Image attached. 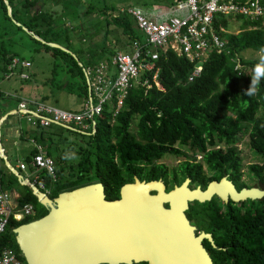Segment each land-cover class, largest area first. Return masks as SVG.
<instances>
[{
	"label": "trees",
	"instance_id": "16d2710c",
	"mask_svg": "<svg viewBox=\"0 0 264 264\" xmlns=\"http://www.w3.org/2000/svg\"><path fill=\"white\" fill-rule=\"evenodd\" d=\"M171 5V0L144 1L145 8ZM92 20H99L94 33L87 29ZM237 20L242 22L240 33L222 34L227 42L226 50L221 54L213 52L201 77L194 82L188 83L193 65L168 51L156 64L159 68L158 85L152 82L153 72L144 75L139 85L130 90L116 117L113 116L114 104L105 106L104 113L96 118L95 133L90 131V135H85L57 125L49 128L34 126L18 113L8 116L2 124V144L10 135L8 129L16 128L18 136L11 137L10 143L16 149L20 146L18 163H26L29 172H32V158L37 153L32 141L43 146L55 161L57 182L51 183L44 177L45 186L52 189L53 197L84 187L91 181L107 185L110 200L118 198L120 188L135 179L170 181L172 186H179L192 177L194 185L206 188L219 178H227L229 169L236 172L243 169L244 157L236 147L245 136H248L247 146L255 158V164L250 163L249 175L264 183V81L254 95H242L250 84L255 65L259 63V60L245 59L242 54L247 50L260 52L264 48V20L251 22L242 17ZM218 21L217 26H229L232 20ZM97 28L101 29V35L95 36L99 32ZM32 33L70 53L37 41ZM116 33L120 38L110 39ZM136 42L141 44L144 39L137 31L134 19L106 0H0V85L11 80L20 83L18 90L14 91L0 87V121L19 108L22 101L62 109L54 103H58L61 95L67 94L79 96L85 105L90 96L86 71L94 70L101 63L111 66L117 54H131ZM236 60L243 69L236 70ZM14 61L18 64L15 65ZM23 63H30V67H24ZM37 71L44 76L37 78ZM23 74L28 78H22ZM146 77L151 80L150 86L143 84ZM31 91L33 99L21 96ZM14 117L17 120L9 124ZM66 132L87 139L86 145L69 140ZM8 150L5 149L7 157ZM184 150L191 152L192 160L187 159ZM71 153H75L78 159L63 158ZM198 155L202 156V161H197ZM169 156L186 158L181 174L171 173L165 165L157 163ZM205 169L214 174L212 178H206ZM174 176V180H170ZM0 190H17L20 195L18 206L30 205L35 211V215L22 221L11 218L6 232L0 236V255L4 250H12L21 264H27L14 230L43 218L48 210L39 203L31 188L20 185L1 157ZM257 204L261 226L244 228L248 237L244 240L252 243L254 250L236 254L233 257L236 264H264V202ZM196 205L192 225L201 226L199 223H205L203 212L210 204ZM210 229L207 225L202 226L204 231L210 232Z\"/></svg>",
	"mask_w": 264,
	"mask_h": 264
},
{
	"label": "water",
	"instance_id": "95a60500",
	"mask_svg": "<svg viewBox=\"0 0 264 264\" xmlns=\"http://www.w3.org/2000/svg\"><path fill=\"white\" fill-rule=\"evenodd\" d=\"M8 11L11 16L9 5ZM24 30L29 32L26 28ZM34 38L49 47L70 53L58 44L47 43L36 35ZM11 114L0 122V157L20 184L30 187L39 203L50 209L43 218L14 230L27 264H213L202 244L204 239L211 240V237L204 232L196 234V227L186 216L189 205L207 203L215 195L223 201H228L229 195L235 202L261 200L264 195L257 188H244L238 192L227 178L219 183L212 182L205 191L200 187L191 190L189 180L167 191L162 180L141 182L135 179L133 184L122 187L119 201L108 202L102 184L64 192L53 201L30 181L24 180L5 154L1 127ZM220 186L225 191H219ZM96 196H99L100 202L96 201ZM74 199L76 205L85 204V210L76 208L82 213L80 216L66 207V202ZM97 211L107 213L109 220L96 219L91 224L93 212ZM99 240L106 244H96ZM62 248L67 250L62 252ZM71 252L75 258L68 255ZM74 252L78 255H74Z\"/></svg>",
	"mask_w": 264,
	"mask_h": 264
},
{
	"label": "built area",
	"instance_id": "2783aa9c",
	"mask_svg": "<svg viewBox=\"0 0 264 264\" xmlns=\"http://www.w3.org/2000/svg\"><path fill=\"white\" fill-rule=\"evenodd\" d=\"M171 4L169 7L151 6L147 11L136 7L122 10L134 19L144 42H136L131 54H117L111 66L101 63L94 70L86 71L90 96L80 112L22 101L19 113L34 126L49 128L59 125L90 135V131L96 132V118L104 113L105 106L113 103V116L116 117L130 90L139 85L144 75L153 72L152 82L158 85L159 68L156 64L168 51L193 65L188 78V83H192L201 77L204 65L213 52L221 54L226 50L227 42L222 34H232L228 29L231 23L229 26H217L218 19L242 17L251 22L264 20V0H171ZM236 62V70L243 69L240 61ZM14 63L16 65L18 61ZM22 65L30 67V63ZM23 78L27 79L24 75ZM143 84L150 86L151 80L146 77ZM32 144L38 151L32 158L33 168L37 172L46 171L55 180L54 161L41 146L34 141ZM201 159V156L197 157V160ZM19 167L22 171L27 170L26 164L21 163ZM34 183L44 188L39 175L35 177ZM16 198L12 193L0 190V236L6 232L12 217L21 221L33 215V207L27 205L19 208ZM0 264L21 263L12 250H4L0 255Z\"/></svg>",
	"mask_w": 264,
	"mask_h": 264
},
{
	"label": "flooded vegetation",
	"instance_id": "af4514ba",
	"mask_svg": "<svg viewBox=\"0 0 264 264\" xmlns=\"http://www.w3.org/2000/svg\"><path fill=\"white\" fill-rule=\"evenodd\" d=\"M184 162H185V160L179 161L172 168L171 173L177 172V173L181 174L182 169L184 168V166H183ZM253 164H255V162H253ZM162 165H164V164H162ZM260 165L262 166V163H260ZM243 166H244L243 169H241L239 172H236L232 168L229 169V171L227 173V180L234 185L235 189L238 192H240L243 188H247V189L258 188L260 190H264V183H261L260 180L257 179L255 176L249 175L248 171H249L250 163H248V164L243 163ZM204 174H205L206 178H212L214 175L208 169L204 170ZM186 175L190 176L189 174H186ZM174 178H175V176L170 178V180H174ZM186 178H188V177H186ZM187 180H189L188 187L191 190H194L195 189L194 188L195 185H194V181H193L194 179L192 177L191 178L189 177L185 181H187ZM221 180H222V178H219L218 180H215L213 182L219 183V182H221ZM185 181L183 183H185ZM141 182H143V181H141ZM133 183H128V184H133ZM163 183L165 184L167 191H171L177 186V185H173V187L171 188V185L173 183L170 181H169V183H166L165 181H163ZM98 184L103 185L105 199L108 202L119 201L122 198L121 197L122 187L119 190V197L116 199L110 200V194H109L110 188L107 185H104L103 183H101L99 181H91L86 186H96ZM182 184H180L179 186H181ZM125 185H127V184H125ZM226 185L228 186L229 189L231 188V187H229L230 186L229 184H226ZM208 186L206 188H203V187H200V188L203 191H205L208 188ZM222 186H220V188L218 187L219 191H225L224 188L222 189ZM153 194H156V193H153ZM57 197L58 196H56V197L51 196L50 198H51V200L54 201ZM97 200L100 202L101 199L99 198V196H96V201ZM258 202H264V199H262V200H259V199L250 200V199H248L246 201L235 202L232 200L231 196H229V195H228V201H223L218 195H215L211 201L204 203V204H200V205H206L209 203L210 205H208L207 211L203 212V215H205V216L201 215L202 218H204L205 223H203L201 226L195 225L196 234L199 235L202 232H204L205 234L210 235L211 240L204 239L202 244H203L205 250L207 251V253L209 254L213 264H236L237 261L233 260L234 256L241 254V252L243 255V253H244L243 251H246V250H250L251 252L254 250V245L252 243H250L249 241L244 240V239L248 238L246 236L247 233L244 230V228L245 227L252 228V227L261 226V219L257 216L258 210H259V209L257 210V205H258L257 203ZM196 204H199V203L195 202V203L190 204L189 210L186 212V216L190 220L191 224H193L192 223L193 219L191 220V218L193 217V214H195L197 212V211H195L198 208V206ZM98 206H99V204H98ZM166 207H168V206H166ZM211 207L213 209H210ZM47 210L49 213L50 209H47ZM189 213H190V216H189ZM198 216H200V214H198ZM206 225H207V228H211L210 232L202 230V226H206ZM102 229L103 228H101V230ZM220 230H223L224 233L221 232ZM103 243H104V241H102V240H99L98 242H96V244H99V245L103 244ZM105 244L106 243H104V245ZM109 244L112 248L111 243H109ZM104 248L105 247H103L102 249H104ZM102 249H100V250H102ZM105 251L106 250H104V251L102 250V252H105ZM105 256H107V253L105 254ZM105 264H107V263H105ZM121 264H125V263H121ZM133 264H136V263L134 262ZM140 264H148V263H140Z\"/></svg>",
	"mask_w": 264,
	"mask_h": 264
},
{
	"label": "rangeland",
	"instance_id": "374dc122",
	"mask_svg": "<svg viewBox=\"0 0 264 264\" xmlns=\"http://www.w3.org/2000/svg\"><path fill=\"white\" fill-rule=\"evenodd\" d=\"M94 1L99 2L100 0H94ZM106 1H107L108 4H115L117 7H119V9L121 11L122 10H125V9H128L130 5L131 6H135L136 8H141L144 11H147V9L149 8V7L148 8H145V6H144V1L145 0H106ZM137 3H138V5H136ZM94 17H95V15L92 16V19ZM98 21L99 20H96V21L95 20H92V23L90 22L87 25V29L91 33H94V28L97 27L96 25H97V22ZM241 24H242L241 21H238L237 19H233L231 21V24H230V26H229L228 29H229V31L232 34H238L239 33V29L241 28ZM68 26H69V24H68ZM97 29L99 30V28H97ZM100 31H101V29L99 30V32L95 33V36L101 35V32ZM71 35H72V37H75L76 36L74 32H72ZM110 37H111L110 39H112V40H116V39H119L120 38L119 34H117V33H116V36L112 35ZM121 52H123V51H121ZM242 55L247 60H260L261 52H254V51H251V50H247V51L243 52ZM37 64H38V61L35 59V67H37L36 66ZM37 72H39V73H37V78H42L44 76V74L43 73H40V71H37ZM23 75L28 78V75H26V74H23ZM23 75H22V78H23ZM19 84L20 83H18V81L11 80V81H5V82L1 83L0 87L2 89H7L8 91H14L15 89L18 90ZM25 87H26V90L28 91L29 90L28 87L27 86H25ZM32 94H34L33 91H31L28 95H26L24 93L21 96L24 97V98H27V99H30V98L33 99V95ZM60 97L61 98L58 99V103L57 104L54 103V105L57 106V107H59V108L66 109V110L73 111V112H77V111H81L83 109V107H84V104H83L84 102H83L82 98H80L77 95H67V94H64V95H61ZM17 110H18V108H16L14 111H12L10 113H13L12 115H17L19 113V110L18 111ZM2 119H1V121H2ZM15 120H17V117L12 118L9 121V124L12 123L13 121L15 122ZM9 132H10V135L8 134V137L7 138L10 141H12V138L11 137H14L15 138L16 135L12 136L11 131H9ZM65 134H66V138H68L71 141H76V143H81L82 145H86V143H87V139L83 140L80 136H77V135H75L73 133L66 132ZM247 137L248 136H245L244 139H243V141H241L237 145V147H236L239 151H241V153H242V155L244 157V164L252 163L255 160L253 153L251 152V150L247 146V142H248ZM8 139L4 138V144L3 145H4V148L5 149H9L8 150L9 151V154H8L9 157H8V159H9L10 163L14 167H16L18 165V159H17V157L20 159L19 154H20L21 148L16 149V148L12 147L11 143L8 142ZM24 150H27V149H24ZM184 154L186 155L187 159H189V160H192L193 159L191 152H188V151H185L184 150ZM184 160H186V158L183 157V156H181V157L169 156L167 158H163L161 161H158L157 163L158 164H164L167 167V169L171 172L172 171V168L179 161H184ZM22 174L25 177L28 176L29 178L31 176L29 173H25V172H23ZM33 180L34 179L31 178V181H33ZM172 187L173 186L171 185V188ZM194 188L196 189L197 188V185H195ZM16 192L18 193L17 190H16ZM45 192L49 196H52V189H47V190H45ZM202 224H203L202 222L199 223V225H202Z\"/></svg>",
	"mask_w": 264,
	"mask_h": 264
},
{
	"label": "clouds",
	"instance_id": "9594fccd",
	"mask_svg": "<svg viewBox=\"0 0 264 264\" xmlns=\"http://www.w3.org/2000/svg\"><path fill=\"white\" fill-rule=\"evenodd\" d=\"M260 52H261V55H260V60H259V63H257L256 65H255V67H254V69H253V73H252V76H251V78H250V84H249V86H248V88L246 89V90H243L242 91V95H245V96H251V95H254L255 93H256V91H257V89H258V86L261 84V82L262 81H264V48H262L261 50H260ZM18 111V110H17ZM21 114V113H20ZM12 115V114H11ZM23 115V114H22ZM10 116V115H9ZM4 123V122H3ZM58 126V125H57ZM61 127V126H60ZM2 128V127H1ZM14 129V128H13ZM68 130V129H67ZM71 131V130H70ZM74 132V131H73ZM14 133H16L15 135V137H17V135H18V131H15ZM1 135H2V133H1ZM14 138V137H13ZM3 147H4V145H3ZM42 148H43V146H41ZM5 149V148H4ZM44 150V149H43ZM44 152H46L45 150H44ZM47 153V152H46ZM38 154V151H37V153H36V155ZM35 155V156H36ZM34 156V157H35ZM47 156H48V154H47ZM198 156H201V155H198ZM49 158H51L50 156H48ZM202 157V156H201ZM64 159H69V160H72V159H78V157L75 155V153H71V154H65V156L63 157ZM53 161H54V159L53 158H51ZM9 160V159H8ZM197 161H202V159L201 160H197ZM33 162V161H32ZM32 162H31V166H32ZM21 163H23V164H26V163H24V162H19L18 163V165L16 166V167H14L13 165V167L16 169V171L19 173V171L21 172V173H23V172H25V173H29L31 176H30V178L27 176V177H25L23 174L21 175L20 173V175L23 177V179L24 180H28V181H30V183L33 185V186H35L36 188H38L42 193H44V194H46L49 198L51 197V196H49L46 192H45V190H47L48 188L45 186V180H44V177L46 178H48L50 181H51V183H56L57 182V175H56V167H55V161H54V167H55V180L53 179V177L52 176H50L46 171H40V172H37V171H35V169L33 168V166H32V172H29V166L27 165V170L26 171H22L21 169H20V167H19V165L21 164ZM19 170V171H18ZM37 175H39L40 177H41V180H42V185L44 186V188H42L41 187V185L40 184H35L34 183V180H35V177L37 176ZM31 178H33L34 180L33 181H31ZM20 183V182H19ZM212 183V182H211ZM21 185V184H20ZM21 186H23V185H21ZM53 186V185H52ZM28 187V186H27ZM30 188V187H29ZM32 190V189H31ZM4 192V191H3ZM6 192H10V191H6ZM10 193H12L13 194V196L16 198V196H18L17 198H16V200H15V202L17 203V201H18V199L20 198V195L17 193V192H10ZM64 193V192H63ZM62 194V193H61ZM60 195V194H59ZM59 195H58V197H59ZM57 197V198H58ZM51 199V198H50ZM27 206V205H26ZM30 206V205H29ZM20 208V207H19ZM48 209V208H47ZM33 211H34V209H33ZM33 215H35V211L33 212ZM32 215V216H33ZM13 218V217H12ZM14 219V218H13ZM25 219V218H24ZM16 220V219H15ZM23 220V219H22ZM21 220V221H22ZM17 221V220H16ZM10 224V223H9Z\"/></svg>",
	"mask_w": 264,
	"mask_h": 264
},
{
	"label": "bare ground",
	"instance_id": "6f19581e",
	"mask_svg": "<svg viewBox=\"0 0 264 264\" xmlns=\"http://www.w3.org/2000/svg\"><path fill=\"white\" fill-rule=\"evenodd\" d=\"M195 195H196V193H195ZM75 200H76V199H74L73 201H67L66 203H67L68 205H67L66 207H68V211H69V210H72L73 212L75 211V212L77 213V215L80 216L82 213H79V212L76 210V208H77V209H83V210H85L86 207H85V204H84V203H80V204H77V205H76ZM103 210H104V208H103ZM93 217H94V218H91V224H92L96 219H98V221H100V219H101V220H103L104 222H106V221L109 220V219L106 218V214H105V213H102V212H100V211H99V212L97 211V213H96V212H95V213L93 212ZM98 221H97V222H98ZM65 250H67V249H66V248H62V252L65 251ZM68 255H69V256H70V255L73 256V255H72V252L69 253ZM74 255H78L77 252H74ZM73 257H74V256H73ZM78 257H79V256L76 257L77 260L79 259ZM74 258H75V257H74ZM70 262H71V261H70ZM71 263H72V262H71Z\"/></svg>",
	"mask_w": 264,
	"mask_h": 264
},
{
	"label": "crops",
	"instance_id": "0c3cea01",
	"mask_svg": "<svg viewBox=\"0 0 264 264\" xmlns=\"http://www.w3.org/2000/svg\"><path fill=\"white\" fill-rule=\"evenodd\" d=\"M157 7H160V6H157ZM15 130H16V128H12V129H8V132L9 131H11V133H12V136H14L16 133H14L15 132ZM7 141V140H6ZM8 142H10V140L8 139ZM19 148H20V146H19ZM18 149V148H17ZM25 149H27V148H25Z\"/></svg>",
	"mask_w": 264,
	"mask_h": 264
}]
</instances>
